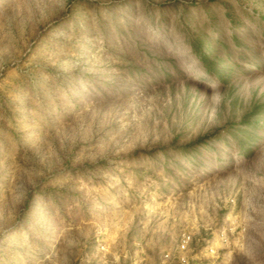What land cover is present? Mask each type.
Returning a JSON list of instances; mask_svg holds the SVG:
<instances>
[{"label": "rangeland", "instance_id": "374dc122", "mask_svg": "<svg viewBox=\"0 0 264 264\" xmlns=\"http://www.w3.org/2000/svg\"><path fill=\"white\" fill-rule=\"evenodd\" d=\"M0 264H264V0H0Z\"/></svg>", "mask_w": 264, "mask_h": 264}, {"label": "built area", "instance_id": "2783aa9c", "mask_svg": "<svg viewBox=\"0 0 264 264\" xmlns=\"http://www.w3.org/2000/svg\"><path fill=\"white\" fill-rule=\"evenodd\" d=\"M189 240H190V236H187V238H184L182 240L181 248H186L187 243L189 242Z\"/></svg>", "mask_w": 264, "mask_h": 264}]
</instances>
